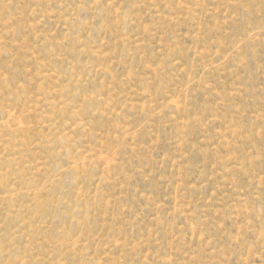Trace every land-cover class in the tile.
<instances>
[{
  "label": "rangeland",
  "instance_id": "1",
  "mask_svg": "<svg viewBox=\"0 0 264 264\" xmlns=\"http://www.w3.org/2000/svg\"><path fill=\"white\" fill-rule=\"evenodd\" d=\"M0 264H264V0H0Z\"/></svg>",
  "mask_w": 264,
  "mask_h": 264
}]
</instances>
